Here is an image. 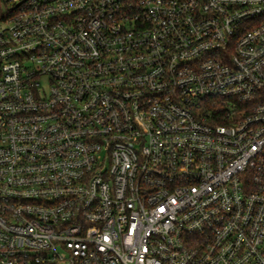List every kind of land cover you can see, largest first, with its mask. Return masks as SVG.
<instances>
[{"label":"built area","instance_id":"1","mask_svg":"<svg viewBox=\"0 0 264 264\" xmlns=\"http://www.w3.org/2000/svg\"><path fill=\"white\" fill-rule=\"evenodd\" d=\"M0 264H264V0H0Z\"/></svg>","mask_w":264,"mask_h":264}]
</instances>
